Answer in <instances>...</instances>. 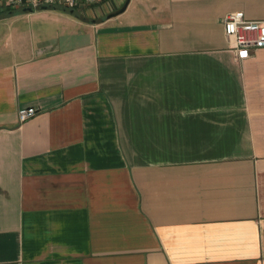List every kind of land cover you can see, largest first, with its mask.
Here are the masks:
<instances>
[{
  "label": "crops",
  "instance_id": "crops-1",
  "mask_svg": "<svg viewBox=\"0 0 264 264\" xmlns=\"http://www.w3.org/2000/svg\"><path fill=\"white\" fill-rule=\"evenodd\" d=\"M114 9L0 12V264H264V0Z\"/></svg>",
  "mask_w": 264,
  "mask_h": 264
},
{
  "label": "built area",
  "instance_id": "built-area-1",
  "mask_svg": "<svg viewBox=\"0 0 264 264\" xmlns=\"http://www.w3.org/2000/svg\"><path fill=\"white\" fill-rule=\"evenodd\" d=\"M107 0H0V12L6 10L31 9L42 6L62 7L76 10L89 7ZM224 35L229 49L238 60L252 57L258 49L264 47V21L245 20L243 12L235 11L226 14L222 20ZM37 113L34 107H24L18 110L19 122H24Z\"/></svg>",
  "mask_w": 264,
  "mask_h": 264
},
{
  "label": "rangeland",
  "instance_id": "rangeland-1",
  "mask_svg": "<svg viewBox=\"0 0 264 264\" xmlns=\"http://www.w3.org/2000/svg\"><path fill=\"white\" fill-rule=\"evenodd\" d=\"M112 3L111 5L108 4V3ZM127 2V0H122L120 2V0H107V5H109L110 8H115L114 10L117 11V10H120L124 5L125 3Z\"/></svg>",
  "mask_w": 264,
  "mask_h": 264
},
{
  "label": "water",
  "instance_id": "water-1",
  "mask_svg": "<svg viewBox=\"0 0 264 264\" xmlns=\"http://www.w3.org/2000/svg\"><path fill=\"white\" fill-rule=\"evenodd\" d=\"M127 4H128V0H127V2L125 3V5L119 10V13L122 12V11L126 8ZM46 8H58V7L42 6L40 9H46ZM25 10H27V11H32L31 9H25ZM71 12H72V10H71Z\"/></svg>",
  "mask_w": 264,
  "mask_h": 264
},
{
  "label": "trees",
  "instance_id": "trees-1",
  "mask_svg": "<svg viewBox=\"0 0 264 264\" xmlns=\"http://www.w3.org/2000/svg\"><path fill=\"white\" fill-rule=\"evenodd\" d=\"M58 8H60L62 10H68V9H65V8H62V7H58ZM68 11H71V10H68ZM72 12L75 13V10H72Z\"/></svg>",
  "mask_w": 264,
  "mask_h": 264
}]
</instances>
